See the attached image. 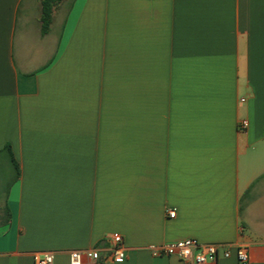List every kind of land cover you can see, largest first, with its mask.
I'll use <instances>...</instances> for the list:
<instances>
[{
    "label": "crops",
    "instance_id": "crops-1",
    "mask_svg": "<svg viewBox=\"0 0 264 264\" xmlns=\"http://www.w3.org/2000/svg\"><path fill=\"white\" fill-rule=\"evenodd\" d=\"M41 16L0 0V264H113L116 233L121 264H185L149 249L185 239L264 264V0H66L45 34Z\"/></svg>",
    "mask_w": 264,
    "mask_h": 264
},
{
    "label": "built area",
    "instance_id": "built-area-1",
    "mask_svg": "<svg viewBox=\"0 0 264 264\" xmlns=\"http://www.w3.org/2000/svg\"><path fill=\"white\" fill-rule=\"evenodd\" d=\"M241 127L246 129L248 127L247 122H243ZM169 215L174 218L176 211L170 210ZM107 241L109 242L111 263H124L127 259V249L122 235L113 234ZM149 249L154 257L176 256L185 264H209L217 262L221 246L216 244H201L195 239H185L176 242H166L160 245H151ZM222 256L229 258L231 250L229 248L223 249ZM237 258L239 264H250L249 246L247 244L237 246ZM35 264H55L54 252L44 251L36 253ZM69 264H102V255L97 248L74 250L70 252Z\"/></svg>",
    "mask_w": 264,
    "mask_h": 264
},
{
    "label": "trees",
    "instance_id": "trees-1",
    "mask_svg": "<svg viewBox=\"0 0 264 264\" xmlns=\"http://www.w3.org/2000/svg\"><path fill=\"white\" fill-rule=\"evenodd\" d=\"M64 1L66 0H41V6H42L41 23H42L43 34L47 33L50 29L54 10ZM5 152H7L11 157L12 168L15 171V177H16L15 179H17L20 176V168L19 165L15 162V159L13 158L11 147L7 146L5 148ZM11 219H12V215L8 204H5L3 207H0V226L9 224L11 222Z\"/></svg>",
    "mask_w": 264,
    "mask_h": 264
}]
</instances>
